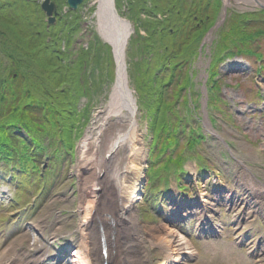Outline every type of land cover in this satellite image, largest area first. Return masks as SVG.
<instances>
[{"label": "rangeland", "instance_id": "rangeland-1", "mask_svg": "<svg viewBox=\"0 0 264 264\" xmlns=\"http://www.w3.org/2000/svg\"><path fill=\"white\" fill-rule=\"evenodd\" d=\"M182 5H184L185 9L181 4H178L173 9V5L171 4V11H168L165 15H162L161 13H157V15L152 13V15H154L151 16V21L154 25L147 30L141 26L139 31H136L135 29L129 37L126 48L130 85L132 89H134V94L139 106L137 115L140 122V132L143 133L146 146V158L143 162V176L140 180L141 187L139 188L140 191L136 197L134 207L136 210V219H139L140 221L143 234H145L147 240L149 239L151 241H157L160 235L165 233V228L172 227L174 229L171 222H169V226L166 224L168 223L167 217H170L171 215V210H169L171 206L168 202L169 196H173L175 188L180 185L181 181L182 183L183 181L188 183L186 185H181L188 192L183 195H192L194 198H197L200 192L214 196L216 194L215 190L220 188H225V192L230 194V188L235 186V182L238 179L237 171L238 169H241L243 165L233 157L229 146L224 145V141L220 138L221 135L227 140L235 155L243 161L252 172H255L258 178H261V180L264 181V67L260 71L258 70V63H256L257 57L253 55L243 58L239 55H228L226 58L219 56V62L216 66H219L220 73L224 75L223 79L219 81L221 82L222 87L219 92L223 96L222 99L223 104L225 105V112L215 111V109L209 107L208 104L211 103H207L205 83L208 76L209 66L212 62L215 63V52L216 49H218V41L216 40H218L219 36L218 34H215L209 41H203L205 46L201 51V54H197L194 58L191 67V71L194 73V89L190 94L191 97L189 96L191 100H189L190 102L188 103V106H184L183 96H181L176 102L177 106L183 109L186 116L191 114L190 117L188 116L190 118L188 127L197 126L195 123L200 122L199 126H201V132L206 135V138L193 150L184 151L185 158L182 165L184 173H178L177 176L174 174V171L168 169L163 170L160 169L161 167L154 168L155 171L160 174L162 178L160 181L163 186L171 184L168 191L153 190L151 187H148L149 178L147 170L150 165L149 157H151L150 151L155 130L153 123L151 122L149 109L146 107L150 100V96L149 88L146 86L145 82L149 81L150 73H154L156 70L152 69V64L155 65L157 62L155 59V47L153 44L159 33L155 32H162L169 25L171 29H174L176 27L175 23L179 22L181 19V15H177L174 10H180V12L186 14L189 9H192L193 1L187 0L186 4ZM91 6V0H88L84 6H81L79 9L84 14V19L89 22L87 28L88 32L86 31L85 33L81 30L76 32L75 37L77 40L80 39V46L88 47V44L90 46L89 41L95 36L100 41L104 40L100 36L97 27H95L96 23L91 21L94 13L90 10ZM151 6L154 11H159L163 6V3L160 2V0H151ZM256 8L258 7L251 3H239L231 0L230 3H228L229 12L226 16L224 25L226 26L237 12L254 9L257 10ZM219 16L221 17V11ZM155 21L157 22L155 23ZM51 26L52 24L49 25V29ZM258 29H262L264 32V24ZM140 33L144 35L142 37L149 39L145 40L143 43L140 39ZM260 34L261 33L258 34V41ZM150 35L154 37L153 40H151ZM258 45L260 46L259 49L262 51L261 55L264 57V34L261 36ZM184 50H186L184 54L188 55L192 51V48L188 45ZM101 56L102 57H96L95 62V68L97 66V68L99 67L102 69L101 72L96 70L98 87L103 83L104 74L106 72L103 67L107 64L106 59L103 57V53H101ZM165 56V51L160 53L161 65L164 63ZM87 57L89 56L87 55ZM228 58H232V60H226V63L221 65L222 60ZM10 60L11 59L4 52L0 51V62H2L4 66H6ZM91 72L92 70H90V73ZM165 73L168 74L169 71L166 70ZM113 78L111 79V82ZM239 82L241 83V87L235 85ZM222 83H226V85H223ZM95 85L94 87L96 90ZM259 90L262 93V98L260 97L261 94ZM40 92L41 91L39 90L33 94L37 95ZM94 95L93 99H90L89 96H82L77 99L78 108L81 109L83 113H86L82 116V136L77 142V147L72 160L70 152H68L65 157V162H58L57 167L54 168L59 172L54 184V187L56 188L47 192L46 195H42L40 199L38 198L40 206H38L39 209L34 221L37 222L41 220V225H44L46 222L49 224L47 223L42 226L44 231L43 236L34 231L30 234V237L32 235L36 237L37 243H43L47 237H52L54 228L57 232L63 234L68 229H73L75 225L80 224V217L78 216L79 211L77 210L79 175L77 174L78 169L76 166L80 154L78 147L88 128L92 126L96 112L101 109L105 102L102 93L99 94V92L96 91ZM212 128L218 132V135H215L212 133L213 131H210ZM189 135L190 133L184 134L181 130L179 135L180 143L178 146H181L183 140ZM219 135L220 137H218ZM21 148V151H26L25 143L22 144ZM171 154L173 153L171 152ZM0 159L2 160V158ZM156 161L158 160L155 159L154 162ZM199 164L209 165L208 171L202 173L203 176H200L201 174L198 172ZM4 165V161H0V171L4 172V174H1L0 172V180H2L5 173H7V170L3 167ZM53 165L54 163H52V166ZM240 185L243 186L241 183ZM144 189L146 192H149L146 196V192L142 195ZM238 193L243 196L241 187L238 189ZM117 196L118 199H116L114 193L111 194L109 192L108 196H105V201H108L105 203L106 207L109 208L113 206L116 208L118 202V209L126 211L124 203L125 197L123 196L121 200L119 195ZM185 200H188L187 196L185 197ZM163 207L166 210L165 212L161 211V208ZM147 210H149V213L154 215V217L148 219L146 214ZM122 216L125 217V214H122ZM23 225H27L25 220L20 221V226ZM59 225H61V228H58ZM152 255L156 256L154 253H152ZM171 255L175 256L173 253ZM175 264L182 263L179 262Z\"/></svg>", "mask_w": 264, "mask_h": 264}, {"label": "trees", "instance_id": "trees-1", "mask_svg": "<svg viewBox=\"0 0 264 264\" xmlns=\"http://www.w3.org/2000/svg\"><path fill=\"white\" fill-rule=\"evenodd\" d=\"M181 1L174 0V3ZM192 1L197 11L187 12L185 18L180 21V25L184 22L182 27L176 24L173 31L167 26L166 32H155L159 33L153 44L157 56L155 65L159 72L150 73L149 81L145 84L149 88L150 96L148 109L157 119L154 123L158 135L166 131L167 112L172 108L171 101L161 95L160 86L174 78L171 76L174 72L172 69L180 65L181 60H178L182 55L178 54L183 53L182 47L186 48L193 43L198 30L205 27V24L212 23L219 14L220 0ZM160 2L163 3V10L167 11L168 4L165 3L169 0ZM177 15L182 17L183 13ZM194 15L198 18L194 19ZM249 18H252V21H249ZM256 23L264 24V9L253 13L237 12L230 22L221 28L220 48L228 47L232 42L231 38L241 39V36L254 29ZM188 27H191L193 32L189 31ZM51 30L53 31L52 27L47 28L38 0H0V51L11 59L6 66L0 62V147L3 149L6 146L11 148L16 141L14 138L25 141L21 138L20 131L22 128L32 130L31 124L36 123L38 112L41 113L38 118H47L52 128L59 126L56 116L67 122L70 114L74 113L73 93L80 90L73 86L70 77L77 67L69 69L61 60L60 45L53 46L54 40L49 42L47 39ZM164 51L167 54L174 52L178 57L173 55L168 62L166 54L161 65L160 53ZM165 68L169 69L168 78ZM183 79L184 82L187 81V75H184ZM72 80L78 81L77 78ZM181 87L180 81H175L170 95H179ZM39 90V94H33ZM172 114L173 109L170 111V115ZM174 132L171 136L164 137L165 145L174 144L177 139ZM71 134V130L66 128L65 136L70 137ZM164 148L161 147L160 151Z\"/></svg>", "mask_w": 264, "mask_h": 264}, {"label": "bare ground", "instance_id": "bare-ground-1", "mask_svg": "<svg viewBox=\"0 0 264 264\" xmlns=\"http://www.w3.org/2000/svg\"><path fill=\"white\" fill-rule=\"evenodd\" d=\"M244 1L256 2L255 0ZM95 4H97L95 12L97 29L103 39L114 47L115 55L121 66L118 68L109 102H106L95 114L93 125L80 144V156L76 166L79 175V210L81 216L84 217L82 222L92 223V218L97 217L99 213L100 202L102 215L106 216V223L113 220L117 225L119 224V228L124 229V217L119 212L116 213L115 209L109 213V208L105 205V196H108L109 192L114 193L116 199H118L117 195L121 200L124 196L126 211L123 215L125 214V219L133 223L132 230L129 232L137 236L141 246L140 254H143L146 252V247L136 219L134 203L141 187L140 179L143 176L146 146L143 133L140 132L137 102L126 81V72L122 67V49L127 43L128 36L126 35L131 29H129L128 22L123 20L119 22L124 23L126 29L116 28L112 23L106 26L107 14L113 18L109 13L112 0H96ZM212 34H208V39L212 38ZM249 171V168H244L246 174ZM243 178V175H240V180ZM244 183L248 186L247 181ZM250 188H256V186L250 184ZM262 207L264 208V204ZM123 233L127 234L125 229ZM160 241L168 250H172L176 260L182 253L193 250L192 244L178 230L171 228H165V233L160 235ZM79 249L81 251L79 264H86V247L79 245ZM9 251L15 254L13 250ZM21 263L19 259L16 264ZM139 263L140 258L134 261V264Z\"/></svg>", "mask_w": 264, "mask_h": 264}, {"label": "water", "instance_id": "water-1", "mask_svg": "<svg viewBox=\"0 0 264 264\" xmlns=\"http://www.w3.org/2000/svg\"><path fill=\"white\" fill-rule=\"evenodd\" d=\"M82 0H68L69 6L72 8H76L78 4ZM261 6L264 7V4L261 3ZM58 4L55 0H44L42 2V8L45 10L46 14L48 15V21L52 22L55 19L54 14L58 13ZM68 8V7H66ZM124 66V64H123Z\"/></svg>", "mask_w": 264, "mask_h": 264}]
</instances>
